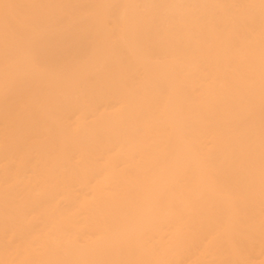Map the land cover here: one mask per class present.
I'll use <instances>...</instances> for the list:
<instances>
[{
  "label": "bare ground",
  "instance_id": "bare-ground-1",
  "mask_svg": "<svg viewBox=\"0 0 264 264\" xmlns=\"http://www.w3.org/2000/svg\"><path fill=\"white\" fill-rule=\"evenodd\" d=\"M0 264H264V0H0Z\"/></svg>",
  "mask_w": 264,
  "mask_h": 264
},
{
  "label": "rangeland",
  "instance_id": "rangeland-1",
  "mask_svg": "<svg viewBox=\"0 0 264 264\" xmlns=\"http://www.w3.org/2000/svg\"><path fill=\"white\" fill-rule=\"evenodd\" d=\"M81 3L80 2H76L73 7L75 8V6L78 7V5H80ZM63 21H65L64 23H66V25L68 24L67 21L64 19L62 20L61 24L63 23ZM76 25H78V22L76 21L75 22ZM74 24V25H75ZM65 25V24H64ZM63 25V26H64ZM75 25V26H76ZM79 39L76 38H72V39H69L68 42H64L63 44L61 45H51L49 46L46 50H43L42 53L44 55H48V56H57L58 54H67V53H71V52H75V50L77 51L79 48L81 49L82 46L78 47V44H79ZM85 48V47H84ZM87 48V47H86ZM86 50V49H85Z\"/></svg>",
  "mask_w": 264,
  "mask_h": 264
}]
</instances>
